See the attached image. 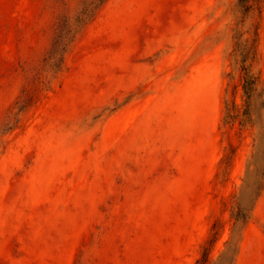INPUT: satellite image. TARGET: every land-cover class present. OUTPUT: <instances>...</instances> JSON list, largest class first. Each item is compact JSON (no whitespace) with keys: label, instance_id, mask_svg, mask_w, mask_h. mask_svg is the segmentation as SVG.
Returning a JSON list of instances; mask_svg holds the SVG:
<instances>
[{"label":"rangeland","instance_id":"374dc122","mask_svg":"<svg viewBox=\"0 0 264 264\" xmlns=\"http://www.w3.org/2000/svg\"><path fill=\"white\" fill-rule=\"evenodd\" d=\"M260 5L0 0V264H264Z\"/></svg>","mask_w":264,"mask_h":264},{"label":"trees","instance_id":"16d2710c","mask_svg":"<svg viewBox=\"0 0 264 264\" xmlns=\"http://www.w3.org/2000/svg\"><path fill=\"white\" fill-rule=\"evenodd\" d=\"M240 1L242 2V6L244 7V10L246 12L252 11V9H254V8L255 9L260 8V6H261L260 4H262L264 2V0H240ZM244 71H246V68H244ZM245 75H246V72H245ZM247 84H248L247 81H246V83L244 81V88H245V85H247ZM213 229H214L213 237L208 241V246L204 248L202 256L198 260V264H207L209 248H210V245L212 244V242L215 240L216 235H217V231H218L217 230L218 229L217 223H215L213 225Z\"/></svg>","mask_w":264,"mask_h":264}]
</instances>
